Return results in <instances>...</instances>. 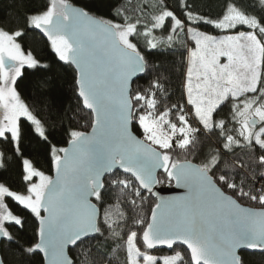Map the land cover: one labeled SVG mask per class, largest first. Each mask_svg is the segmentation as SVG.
I'll list each match as a JSON object with an SVG mask.
<instances>
[{
    "label": "snow or ice",
    "instance_id": "obj_1",
    "mask_svg": "<svg viewBox=\"0 0 264 264\" xmlns=\"http://www.w3.org/2000/svg\"><path fill=\"white\" fill-rule=\"evenodd\" d=\"M260 5L259 16L229 3L221 15L209 19L186 10V2L180 4L182 17L162 4L160 11L142 24L139 19L133 22L123 9H117L116 15L124 17V22L117 23L97 18L68 0H49L44 10L25 16L24 28L8 31L0 27V139L15 144L19 151L25 121L33 134L43 141L48 139L45 121L21 98L16 87L25 68H48L42 58L19 42L26 29L42 33L58 60L75 67L78 97L92 117L91 133L71 129L68 147H51L55 179L24 159L27 194L0 183V239L13 241L7 225L22 227L25 223L9 210L6 200L11 199L28 210L39 225L38 242L22 248L24 253L38 251L46 264H82L79 255L73 259L66 254L69 245L81 249L87 259L92 241L104 238L105 232L114 240L122 239L114 229L117 221L112 219V206L104 207L105 196L113 190L127 192L135 206L137 200H144L142 190L151 192L158 182L155 170L162 168L170 180L188 190V195L162 200L151 209L150 219L133 220L139 231L127 232V264H242L237 249L264 251V211L238 203L250 199L264 206V185L259 189L247 187V174L237 184L234 175L220 168V150L207 152L199 165L172 160L169 155L174 147L200 150L199 136L217 130L224 140V150L231 152L234 146H243L240 139L228 134L232 130L226 131V121L217 119L230 99L231 120L239 125L235 129L238 136L249 149L255 151V145L264 152V103L255 97L240 99L257 92L264 98V87L258 89L264 78V0ZM199 23L221 31L238 26H247L250 31L217 38L193 26ZM140 27L143 33H139ZM155 30L169 34L158 40ZM178 30L195 43L188 49L186 73L190 113L183 104L160 110L166 89L159 78L134 94L131 87L132 78L146 70L145 57L131 37L142 34L148 38V47L156 49L159 44L171 46ZM221 57L227 63H220ZM194 77L197 82L193 86ZM190 114L200 127H193ZM133 124L142 131L143 140L133 134ZM257 125H262L258 131ZM259 164L264 165V154L259 156ZM114 169H121L123 178ZM105 174H110L107 185ZM92 197L104 208L102 222L100 208ZM181 245L186 246L188 259L179 251L161 257L151 254L160 246L172 249ZM96 251L103 257L99 248ZM88 264L98 261L93 257Z\"/></svg>",
    "mask_w": 264,
    "mask_h": 264
},
{
    "label": "trees",
    "instance_id": "obj_2",
    "mask_svg": "<svg viewBox=\"0 0 264 264\" xmlns=\"http://www.w3.org/2000/svg\"><path fill=\"white\" fill-rule=\"evenodd\" d=\"M48 2L49 0H0V27L8 31L24 28L25 16L44 10ZM185 2L189 5V9L186 10H192L195 14L209 19H215L221 15L229 3L243 6L253 15L259 16L262 12L260 0H68V3L80 6L94 16L117 23L124 22V17L116 15L117 9H123L126 16L133 22L139 19L142 24L147 23L151 15L158 13L162 4L167 5L169 10H174L178 17H182L180 4ZM193 26L207 33H218V30L210 24L199 23ZM239 30H248V28L241 26L237 28V31ZM143 31V27H140L139 33H143ZM168 34L166 30L154 31V36H158L159 39L162 36L166 38ZM131 39L137 44V48L145 57L146 62L145 73L132 83L133 94L137 89L142 91L147 89L153 80L159 78L164 82L166 89L160 100V110L173 104L185 106L183 79L187 65V47L190 48L193 45L191 40L179 30L174 36L175 42L171 46L159 44L156 49L148 47V38L142 34H136ZM19 42L24 48L31 50L34 55L42 58V63L48 65L44 71L25 68L16 85L21 98L45 121L47 141H43L33 134L26 121L23 124V137L19 143V151L16 150L15 144L5 143L0 139V154H2L0 157V183L10 190L26 193L28 182L23 180V160L29 159L37 170L51 175V147L53 145L57 148L65 147L69 139L68 132L71 129L88 131L92 117L82 107L81 101L77 97L76 74L73 67L57 59L49 42L43 39L37 30L33 29H26V34ZM230 113V103L227 102L218 112L217 119H224L226 131L231 129L232 131L228 134H233ZM172 118L175 121V114ZM132 131L143 139L142 131L138 125L133 124ZM199 140L202 142V148L198 151H184L174 147L169 151L172 160H191L199 165L207 152L220 150L222 152L220 168L234 175L237 184L240 183L241 177L247 174V187L254 186L259 189L261 185H264L262 175L264 165L259 164V156L264 152L254 145V141L255 151L243 145L234 146L233 151L229 152L223 149L224 140L219 137L218 130L199 136ZM115 173L122 178L124 176L121 172ZM108 177L104 178L106 185ZM158 180L161 185L170 182L164 170L159 172ZM143 196V202L137 200L136 205L133 206L129 202L130 196L127 192L125 194H121L118 190L109 192L105 196L104 207L112 206V219L117 221L114 229L121 233L122 239L114 240L109 237L108 232H105L104 238L92 241L91 255L87 259L81 255V249L76 247L69 250L71 258L77 259L79 255L82 264H88V261L93 257L97 259L98 264H127V252L124 244L127 232L130 230L139 231V228L133 224V220L139 218L147 220L155 203V197L151 193L143 191ZM93 200L100 208L95 197ZM238 201L249 207L264 208L258 201L250 199ZM6 203L9 210L24 219L25 223L22 227L14 224L7 225L14 240L9 241L4 238L0 243V254L4 264H42L39 253L26 254L21 250L36 242V218L11 199H7ZM103 212L104 208H100L101 222L103 221ZM97 248L103 252V257L99 256ZM175 251H179L181 255L185 256V259L189 258L184 247L175 246L172 252ZM151 252L165 254L169 251L155 250ZM240 257L242 264H264V251L241 252Z\"/></svg>",
    "mask_w": 264,
    "mask_h": 264
},
{
    "label": "water",
    "instance_id": "obj_3",
    "mask_svg": "<svg viewBox=\"0 0 264 264\" xmlns=\"http://www.w3.org/2000/svg\"><path fill=\"white\" fill-rule=\"evenodd\" d=\"M70 5H72V6H74V7H77V8H81L80 6H77V5H74V4H72V3H69ZM83 9V8H82ZM92 15V14H91ZM94 16V15H93ZM95 17H97V16H95ZM97 18H99V17H97ZM38 31V30H37ZM38 33H39V35L43 38V39H45L46 41H47V38L46 37H44L43 36V34L42 33H40L39 31H38ZM72 67H73V69H74V71H75V67L73 66V65H71ZM145 73V72H144ZM144 73H140V74H137L136 76H134L133 78H132V81H131V87H132V83L137 79V78H139L140 76H142ZM75 74H76V71H75ZM76 84V83H75ZM76 88H77V86H76ZM76 94H77V97H78V93L76 92ZM79 98V97H78ZM80 100V99H79ZM81 104H82V102H81ZM82 107H83V104H82ZM84 108V107H83ZM85 109V108H84ZM86 111H88L89 113H90V111L89 110H87V109H85ZM91 114V113H90ZM91 131H92V126L90 125V128H89V130L88 131H84V132H88V133H91ZM133 134L134 135H136L134 132H133ZM139 139H141V140H143L141 137H139L138 135H136ZM69 145H68V142H67V144L65 145V147H68ZM181 162H183V161H189V162H191L192 164H194V165H198L197 163H195V162H193V161H191V160H180ZM121 172L122 174H123V172H122V170L121 169H114V172ZM161 171H163V169L162 168H157L156 170H155V173H154V175H155V177H156V180L158 181L157 183H155V184H153L152 185V189H151V192H149V191H147V190H142V191H145V192H149V193H151L154 197H155V203H154V205H153V207H155L156 206V204H158V203H160L162 200H169V201H174V200H178V199H180V198H182V197H186L187 195H188V190L186 189V188H184V187H182V186H180V185H177V183H176V181L175 180H170V182L169 183H167V184H165V185H161V184H159V180H158V174H159V172H161ZM110 174H105V177L106 176H109ZM50 177H52L53 179H55V177H56V172H55V170H54V168L52 167V165H51V176ZM104 177V178H105ZM92 199V202L93 203H95L94 202V197H92L91 198ZM238 203H240L239 201H238ZM241 204V203H240ZM241 206L242 207H245V208H250V209H252V210H254V211H264V208H254V207H249V206H246V205H243V204H241ZM98 207V206H97ZM152 207V208H153ZM99 208V207H98ZM151 208V209H152ZM150 216H151V210H150V213H149V217H148V219H150ZM36 224H37V229H38V221L36 220ZM4 239V238H3ZM3 239H0V243H1V241L3 240ZM38 239H39V237H38V235L36 234V242H38ZM182 247H184L185 249H186V246H183V245H181ZM175 247V246H174ZM173 247V248H174ZM73 248V246H71V245H69L68 246V248L66 249V254L71 258V256H70V254H69V250L70 249H72ZM172 248V249H173ZM172 249H169V248H167L166 246H160V247H158L157 249H154V250H151V251H157V250H163V251H171ZM241 252H261V250H251V249H246V248H239V249H237V254L238 255H240V253ZM37 253H39L38 251H37ZM39 255L41 256V259H42V264H46V261H45V259H44V256H43V254L42 253H39ZM0 260H2V257H1V254H0Z\"/></svg>",
    "mask_w": 264,
    "mask_h": 264
},
{
    "label": "rangeland",
    "instance_id": "obj_4",
    "mask_svg": "<svg viewBox=\"0 0 264 264\" xmlns=\"http://www.w3.org/2000/svg\"><path fill=\"white\" fill-rule=\"evenodd\" d=\"M239 27H241V26H238L237 28H239ZM243 27H246L247 28V26H243ZM197 30H199V29H197ZM218 30V29H217ZM199 31H201V30H199ZM247 31H250V29H248V30H239V31H237V29H235V30H232V31H221V30H218V33L217 34H212V33H207V32H205L206 34H209V35H214V36H216L217 38H220V37H222V36H224V35H236V34H238V33H240V32H247ZM202 32H204V31H202ZM157 37V39L159 40V37L158 36H156ZM187 38L188 39H190V37H188L187 36ZM191 40V39H190ZM191 42L193 43V45L190 47V48H194L195 47V43H194V41H192L191 40ZM134 43V42H133ZM49 45H50V43H49ZM50 48H51V46H50ZM189 47H187V51H188V49H190ZM52 50V49H51ZM55 54V53H54ZM58 59V58H57ZM220 63H227V59L225 58V57H221L220 58ZM187 67H188V53H187V65H186V69H185V75H184V79H183V92H184V98H185V109H186V111H189V113H190V108H191V106L190 105H187V97H186V83H187V75H186V73H187ZM197 81L195 80V77L193 78V86L195 85V83H196ZM260 87H264V78H262V80H261V82L258 84V89L260 88ZM253 97H255L260 103H264V98H261L260 97V95H259V92H257L256 94H252V93H249V94H245L243 97H241L240 99H242V100H244V99H249V98H253ZM229 103H230V112H231V104L233 103V101L230 99L229 101H228ZM238 102V101H237ZM187 105V106H186ZM230 116H231V113H230ZM189 120H190V122L194 125V127H200L195 121H194V119L192 118V116H191V114L189 115ZM260 126H262V125H257V128H256V130L258 131L259 130V127ZM239 127V125H237L234 121H232L231 120V128L233 129V134L232 135H234L237 139H240V141H241V145H245L244 144V141H243V138H241V137H239L238 136V133L235 131V129L236 128H238ZM23 171H24V169H23ZM263 174H264V171H263ZM45 175H47V174H45ZM48 176H51V175H48ZM263 177H264V175H263ZM33 182H35V179L33 180ZM11 191H16V192H19V193H21V194H27V193H23V192H21V191H19V190H11ZM138 246H140L141 247V250H143V247H142V245H140V244H138ZM176 252V251H175ZM175 252H172V250L171 251H169V252H167V253H160V252H151V254H153V255H156L157 257H161V256H164V255H174L175 254Z\"/></svg>",
    "mask_w": 264,
    "mask_h": 264
}]
</instances>
